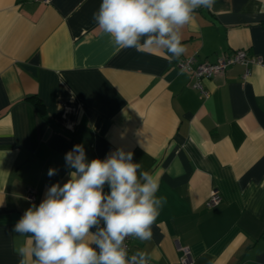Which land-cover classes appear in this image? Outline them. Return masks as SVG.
Listing matches in <instances>:
<instances>
[{
    "label": "crops",
    "instance_id": "obj_1",
    "mask_svg": "<svg viewBox=\"0 0 264 264\" xmlns=\"http://www.w3.org/2000/svg\"><path fill=\"white\" fill-rule=\"evenodd\" d=\"M101 2L0 0V264H19L27 237L12 228L69 179L76 144L89 161L130 151L158 178L167 202L132 252L153 264H177L180 247L191 264H264V0H215L180 30V58L243 48L261 59L245 77L232 63L201 78L207 97L163 51H116L93 20Z\"/></svg>",
    "mask_w": 264,
    "mask_h": 264
},
{
    "label": "clouds",
    "instance_id": "obj_2",
    "mask_svg": "<svg viewBox=\"0 0 264 264\" xmlns=\"http://www.w3.org/2000/svg\"><path fill=\"white\" fill-rule=\"evenodd\" d=\"M215 0H102L93 20L116 51H163L169 62L185 54L181 29L194 12ZM264 14V8L260 9ZM69 179L51 184L12 232L27 241L15 249L19 264H149L144 251L129 255L128 238L150 241L152 226L167 199L157 196L159 180L116 149L105 159L88 160L83 144L65 153ZM58 173L49 168L48 176ZM107 186V191H105Z\"/></svg>",
    "mask_w": 264,
    "mask_h": 264
},
{
    "label": "built area",
    "instance_id": "obj_3",
    "mask_svg": "<svg viewBox=\"0 0 264 264\" xmlns=\"http://www.w3.org/2000/svg\"><path fill=\"white\" fill-rule=\"evenodd\" d=\"M44 2H49L50 0H41ZM261 61L258 56H250L247 54L246 50L243 48L234 49L229 53H224L219 56L216 61L208 62L201 61L197 62L194 56L179 58L176 61V64L181 69H187L190 71L193 82L191 85L199 90L203 97H207L209 92L203 87L201 84V78L203 77H211L217 74H221L225 71V68L232 63H241L245 66V70L243 76H247L249 74V65L253 63H259ZM29 197H33V193H29ZM220 195L216 190H211L208 194L205 203L210 206L219 201ZM129 239L125 241L126 249L129 255H132V252L129 248ZM179 247V246H178ZM182 249V254L179 257V261L177 264H191V258L188 253V249L186 247H180ZM149 264H153L151 261Z\"/></svg>",
    "mask_w": 264,
    "mask_h": 264
},
{
    "label": "trees",
    "instance_id": "obj_4",
    "mask_svg": "<svg viewBox=\"0 0 264 264\" xmlns=\"http://www.w3.org/2000/svg\"><path fill=\"white\" fill-rule=\"evenodd\" d=\"M33 99H34V102H35V104L37 105L38 110H39V112L41 113V115H44L43 108H42V106H41L39 100H38V99H35V98H33Z\"/></svg>",
    "mask_w": 264,
    "mask_h": 264
}]
</instances>
